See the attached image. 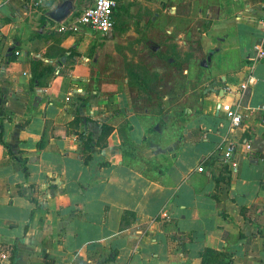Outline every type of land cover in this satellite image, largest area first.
<instances>
[{
  "label": "crops",
  "instance_id": "1",
  "mask_svg": "<svg viewBox=\"0 0 264 264\" xmlns=\"http://www.w3.org/2000/svg\"><path fill=\"white\" fill-rule=\"evenodd\" d=\"M116 1L103 34L0 0V264H264V0ZM145 74L162 108L203 92L180 133Z\"/></svg>",
  "mask_w": 264,
  "mask_h": 264
},
{
  "label": "built area",
  "instance_id": "2",
  "mask_svg": "<svg viewBox=\"0 0 264 264\" xmlns=\"http://www.w3.org/2000/svg\"><path fill=\"white\" fill-rule=\"evenodd\" d=\"M117 6L116 0H92V4L85 7L81 12L71 15L65 21H63L59 30L62 32H78L82 26H86L94 31L101 32L103 34H109L114 27V12ZM263 37H264V16L261 20ZM260 49V48H259ZM18 55L19 52L16 51ZM248 83L241 84L238 88L227 87L228 94L232 96H239L246 90ZM226 115L230 119L233 127H240L243 123V113L238 107L233 104L226 109ZM245 148L248 152L251 151V144L245 143ZM237 148L235 144L229 143L223 147V158L225 160H232L234 158ZM199 171H203L204 167L199 165L197 168ZM3 258L6 255L3 254Z\"/></svg>",
  "mask_w": 264,
  "mask_h": 264
},
{
  "label": "rangeland",
  "instance_id": "3",
  "mask_svg": "<svg viewBox=\"0 0 264 264\" xmlns=\"http://www.w3.org/2000/svg\"><path fill=\"white\" fill-rule=\"evenodd\" d=\"M58 0H47V5L48 6H52L55 2H57ZM78 7L77 9L82 8L84 5H88L91 0H76ZM82 28L79 29V31H81ZM58 31V30H57ZM61 31V30H60ZM59 32V31H58ZM62 32V31H61ZM66 33V32H64ZM147 33H151V31H147ZM151 43H146L145 44H141L140 43V49H135L132 50V56L131 59H133L135 56H138V58H140V62H145L146 60H144L143 58L146 59V55L143 56V58H141L139 54L142 52H146V53H150L151 52V47H150ZM152 54V53H150ZM150 61V60H149ZM151 62V61H150ZM133 79V82H131L132 84V90H131V96L132 99H135V103L136 102H140L139 104H137L136 106H139L140 109L143 111L144 109L149 108L150 112H160L163 114V116H171L172 117V126H173V131L177 132H181V129L184 125L182 118L186 115V108L188 106H192V107H198L199 104V98L202 96V91H197L192 97V101L189 102V100L182 101L180 102L178 105H174L172 107H168V108H162L160 106L157 105V103H159V101L157 100L160 99V96L162 95L163 92H157V82L152 83V76L145 74V75H139V76H131ZM179 79H183L184 81L187 80V78L183 77H179ZM196 82L199 81L195 80ZM181 94L179 95H184L186 93L185 90H183L182 92H179ZM170 100H167V102H170ZM189 102V103H188ZM155 127V126H154Z\"/></svg>",
  "mask_w": 264,
  "mask_h": 264
},
{
  "label": "water",
  "instance_id": "4",
  "mask_svg": "<svg viewBox=\"0 0 264 264\" xmlns=\"http://www.w3.org/2000/svg\"><path fill=\"white\" fill-rule=\"evenodd\" d=\"M74 8L75 5L73 0H61V2L55 8L48 12V16L56 22H62L69 16ZM208 60H210V57L208 58ZM204 65H207L206 60L204 62ZM251 145L255 152H262L264 146V138H256L251 143Z\"/></svg>",
  "mask_w": 264,
  "mask_h": 264
},
{
  "label": "trees",
  "instance_id": "5",
  "mask_svg": "<svg viewBox=\"0 0 264 264\" xmlns=\"http://www.w3.org/2000/svg\"><path fill=\"white\" fill-rule=\"evenodd\" d=\"M9 262H10V264H15V262H16V249H13L11 251V255L9 256Z\"/></svg>",
  "mask_w": 264,
  "mask_h": 264
}]
</instances>
